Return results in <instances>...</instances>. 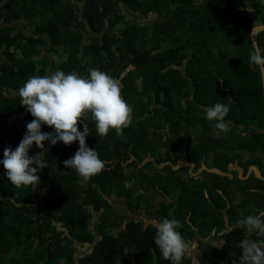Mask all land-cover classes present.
<instances>
[{
  "label": "trees",
  "instance_id": "trees-1",
  "mask_svg": "<svg viewBox=\"0 0 264 264\" xmlns=\"http://www.w3.org/2000/svg\"><path fill=\"white\" fill-rule=\"evenodd\" d=\"M260 24L264 0H0V159L34 119L18 94L33 75L100 68L132 107L122 136L86 117L105 162L87 180L63 163L78 141H45L35 189L0 165V264H170L154 243L165 217L199 249L183 264H237L239 241L257 239L239 221L264 210ZM216 102L230 106L220 137L204 118Z\"/></svg>",
  "mask_w": 264,
  "mask_h": 264
},
{
  "label": "clouds",
  "instance_id": "clouds-1",
  "mask_svg": "<svg viewBox=\"0 0 264 264\" xmlns=\"http://www.w3.org/2000/svg\"><path fill=\"white\" fill-rule=\"evenodd\" d=\"M250 62L264 68V49L254 46ZM18 94L20 104L26 106L34 119L26 124L19 144L14 149L6 146L0 159L7 179L16 187L32 186L35 189L41 182L39 172L49 164L45 141L50 145L63 142L68 146L78 141V150L63 163L87 180L99 173L105 162L97 148L87 143L90 131L86 117L90 114L98 136L108 135L110 129L122 136L123 129L132 122V107L122 96L121 79L100 68L89 69L87 75L77 71L66 73L61 69L43 76L33 75L19 88ZM229 112L230 106L222 102L205 109L204 118L211 122L216 137L230 132L231 121L225 119ZM78 121L83 130L78 127ZM43 124L53 130L43 131ZM33 145L42 151L30 154ZM186 162L185 158L183 164ZM153 223L156 229L154 243L163 259L170 264H183L194 245L183 237L181 221L165 217ZM239 223L257 239L239 241L241 254L237 264H264V210L243 216Z\"/></svg>",
  "mask_w": 264,
  "mask_h": 264
},
{
  "label": "water",
  "instance_id": "water-1",
  "mask_svg": "<svg viewBox=\"0 0 264 264\" xmlns=\"http://www.w3.org/2000/svg\"><path fill=\"white\" fill-rule=\"evenodd\" d=\"M262 30H264V24L256 25L250 33V36L252 37L256 46H258L256 35ZM262 72H263V81H264V68H262Z\"/></svg>",
  "mask_w": 264,
  "mask_h": 264
},
{
  "label": "rangeland",
  "instance_id": "rangeland-1",
  "mask_svg": "<svg viewBox=\"0 0 264 264\" xmlns=\"http://www.w3.org/2000/svg\"><path fill=\"white\" fill-rule=\"evenodd\" d=\"M19 21L22 22L23 19H19ZM134 217L139 218L137 215H134ZM93 223H94V222H93ZM189 242H190L191 245H194V247H192V248L190 249V253H191V254H194L195 252L199 251V249L197 250V244H196L194 241H189ZM214 244L218 245L219 243L216 242V241H214ZM204 245H206V244H204ZM85 247H86V245H78V248H81V249H84ZM17 264H18V263H17Z\"/></svg>",
  "mask_w": 264,
  "mask_h": 264
}]
</instances>
